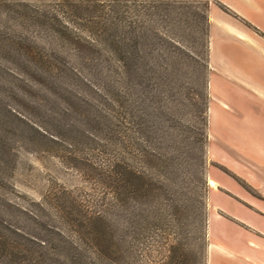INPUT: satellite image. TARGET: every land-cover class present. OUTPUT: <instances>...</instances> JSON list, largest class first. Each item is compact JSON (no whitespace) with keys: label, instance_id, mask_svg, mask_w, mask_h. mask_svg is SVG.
Wrapping results in <instances>:
<instances>
[{"label":"trees","instance_id":"trees-1","mask_svg":"<svg viewBox=\"0 0 264 264\" xmlns=\"http://www.w3.org/2000/svg\"><path fill=\"white\" fill-rule=\"evenodd\" d=\"M102 1L0 0V88H46L55 96L29 103L36 122L19 119L50 144L51 156L97 180L103 207L90 208L64 191L32 209L7 202L33 221L34 232L16 218H0V264H117L129 256L137 227L147 231L150 216L173 209L165 170L176 157L164 98L177 73L169 62L179 55L187 64L199 62L181 73L186 86L194 80L201 88L198 125L185 124L183 154L189 164L199 147L204 164L206 3L199 13L188 11L196 0H107L132 7L107 13L81 6ZM198 28L194 54L182 45L193 37L175 30ZM192 95L187 87L186 98ZM6 149L0 140V155Z\"/></svg>","mask_w":264,"mask_h":264},{"label":"rangeland","instance_id":"rangeland-1","mask_svg":"<svg viewBox=\"0 0 264 264\" xmlns=\"http://www.w3.org/2000/svg\"><path fill=\"white\" fill-rule=\"evenodd\" d=\"M196 1L199 3L188 6V11L199 13L201 3H206L207 8L212 3L211 0ZM52 6L50 5V7ZM81 6L87 9H101L106 13L108 10L132 8L129 5L108 3L107 0L102 3L92 2ZM199 30L198 28L197 32L190 31L192 34L186 30H175L176 34L183 36L189 34L193 37V40L189 39L182 45L185 48L189 47L194 54L199 52L198 45L201 37ZM207 47L209 52V32ZM169 67L177 72L168 90L166 89L167 98H164L165 113L170 120L169 125L171 124V128L168 130L173 141L171 147L174 146L171 150L176 157L172 166L165 170L166 173H169L168 196L170 195L169 197L173 201V209L165 208L164 211V207H161L157 212V218L150 216L147 231L140 229V226L137 227L133 234L135 239L131 240L129 256L125 255L117 264H170L172 257L175 262L178 261V264H233L234 256L239 259L248 255L254 257L255 253L251 252H258L260 248L259 233L235 221L217 207L219 205L226 212L235 214L254 229L264 228V219L260 215L243 212L247 209V205L230 192L232 190L229 185L250 196L258 205H264L259 193L245 183L241 177L219 165L211 157L210 148L214 149V153L217 154V151L226 148L233 140V135L227 121L225 120L223 123L208 110L211 101L209 63L205 87L207 109L205 112L204 164H202L199 147L194 148L189 164L183 154L185 124L189 125L195 122V128L198 125V110L195 103L200 97L201 88L199 83L197 84V81L194 80L186 86L181 72L188 68H198L199 62L187 64L179 55L169 62ZM187 87L193 94V98H186ZM10 89L13 91H10L9 88H0V140L5 141V148H7L0 155V218L6 221L16 218L19 220V224L25 226L27 232H34L29 227L33 221L25 220L15 210L12 208L11 210L7 206V202L10 205L32 209L34 203H41L42 199L48 200L53 194L60 193V191L69 193L83 204L87 203L86 205L90 208L103 209L100 205L101 189L97 180L95 182L88 175L79 174L61 163L56 157L51 156L52 153L46 152L45 149V146L48 147L50 144L48 145L46 140L39 141V137L32 129L19 119L24 117L36 122L32 119L36 118V111L31 109L29 103H36L41 98H55V96L50 93L46 94V88ZM76 89L81 93L84 91V88ZM49 106L52 105L49 104ZM9 112L14 116H11ZM80 156L81 163L85 162L86 157ZM238 169L240 175H243L246 168L240 166ZM254 176L258 181V187L264 192V179L257 174ZM209 179L214 182V187L209 186ZM217 196H226L233 203L224 198H220L218 202ZM233 204L242 211L235 210ZM109 218L111 217L109 216ZM157 219L160 220L158 223ZM214 226L218 232L216 231V236L211 237L209 228L212 230ZM202 233H204L203 243L201 241ZM229 239H231L230 248ZM201 246L205 247L204 250Z\"/></svg>","mask_w":264,"mask_h":264},{"label":"crops","instance_id":"crops-1","mask_svg":"<svg viewBox=\"0 0 264 264\" xmlns=\"http://www.w3.org/2000/svg\"><path fill=\"white\" fill-rule=\"evenodd\" d=\"M211 1L206 12L211 70L208 110L223 123L226 120L233 135V140L217 154L210 148L211 157L255 189L264 203V192L254 176L257 174L264 179V0ZM240 166L246 168L243 175L239 173ZM229 188L247 205L244 213H256L264 219V205H258L232 185ZM220 198L230 200L226 196H217L218 202ZM233 206L235 210H241L235 204ZM217 207L259 233L260 248L258 252H251L255 253L254 257L248 255L239 259L234 256L233 264H264V228L254 229L235 214ZM216 231L215 226L212 230L209 228L211 237L216 236Z\"/></svg>","mask_w":264,"mask_h":264},{"label":"bare ground","instance_id":"bare-ground-1","mask_svg":"<svg viewBox=\"0 0 264 264\" xmlns=\"http://www.w3.org/2000/svg\"><path fill=\"white\" fill-rule=\"evenodd\" d=\"M208 183H209V186L210 187H214V182L212 180L209 179V182Z\"/></svg>","mask_w":264,"mask_h":264}]
</instances>
